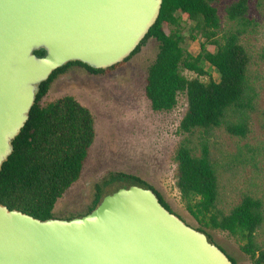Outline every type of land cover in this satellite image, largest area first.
I'll return each mask as SVG.
<instances>
[{
    "label": "trees",
    "instance_id": "16d2710c",
    "mask_svg": "<svg viewBox=\"0 0 264 264\" xmlns=\"http://www.w3.org/2000/svg\"><path fill=\"white\" fill-rule=\"evenodd\" d=\"M250 1L233 0L226 8L230 25L224 27L216 6L220 0H163L157 23L123 63L108 70H95L73 62L56 70L42 84L30 118L3 166L0 203L40 220L56 218L57 202L82 175L96 130L94 116L74 97L65 96L42 105L51 84L71 67L83 68L92 75L114 70L136 56L150 39H155L159 52L148 69L145 85V96L152 110L169 113L177 107L180 94H186L188 99V110L179 127L184 138L175 155L176 184L185 208L198 223L197 230L210 240L207 230L226 232L237 240L252 264H264V197L243 190L228 201L224 166L213 158L209 145L210 138L221 133L247 140L253 132L254 117L260 113L263 75L245 42L257 27L256 21L249 17ZM188 23L196 34L192 39L198 36L204 40L197 57L183 47L182 28ZM36 55L44 56L45 51ZM210 69L217 72L218 81L213 79ZM183 70L196 77H186ZM202 77L210 80L204 82ZM114 182L152 189L162 205L174 213L147 182L134 175L116 173L95 186L84 215L96 209L104 197V189ZM71 218L74 217L63 219Z\"/></svg>",
    "mask_w": 264,
    "mask_h": 264
},
{
    "label": "water",
    "instance_id": "95a60500",
    "mask_svg": "<svg viewBox=\"0 0 264 264\" xmlns=\"http://www.w3.org/2000/svg\"><path fill=\"white\" fill-rule=\"evenodd\" d=\"M162 4L0 0V174L42 84L69 63L95 70L123 63L157 23ZM0 264L234 263L152 189L131 185L71 219L40 220L0 203Z\"/></svg>",
    "mask_w": 264,
    "mask_h": 264
},
{
    "label": "rangeland",
    "instance_id": "374dc122",
    "mask_svg": "<svg viewBox=\"0 0 264 264\" xmlns=\"http://www.w3.org/2000/svg\"><path fill=\"white\" fill-rule=\"evenodd\" d=\"M233 0L216 4L224 27L230 25L226 8ZM249 17L257 27L245 40L263 75L260 113L254 117L253 132L247 140L231 138L224 133L209 140L213 158L224 166L225 193L228 201L243 190H252L264 197V0H251ZM192 24H183L184 49L197 57L203 39L192 31ZM208 49L215 51L212 46ZM159 52V43L150 39L141 51L120 67L92 75L80 67H71L50 87L42 105L65 96L74 97L88 108L95 119L96 138L89 150L80 179L57 202L56 218L83 216L95 186L116 173L134 175L155 188L171 210L194 229L199 228L187 212L177 188L176 150L184 138L179 133L188 110L186 94H180L177 107L169 113H157L145 96L147 72ZM208 70L209 67L206 66ZM108 70V69H107ZM188 78L196 74L182 71ZM213 79L218 74L210 69ZM204 82L209 77L201 78ZM114 182L104 189V196L123 187ZM211 240L237 264H252L237 240L226 232L207 230Z\"/></svg>",
    "mask_w": 264,
    "mask_h": 264
}]
</instances>
